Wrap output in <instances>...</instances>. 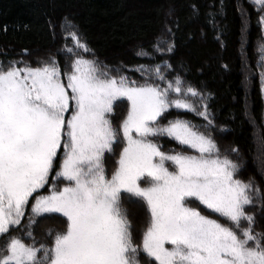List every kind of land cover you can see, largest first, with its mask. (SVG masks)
<instances>
[{
    "label": "snow or ice",
    "instance_id": "obj_1",
    "mask_svg": "<svg viewBox=\"0 0 264 264\" xmlns=\"http://www.w3.org/2000/svg\"><path fill=\"white\" fill-rule=\"evenodd\" d=\"M67 38L89 51L75 32ZM37 64L0 66V236L8 237L0 264H139L141 246L132 242L122 192L147 206L142 251L155 264H264V236L254 234V217L245 212L253 203L252 183L237 179L238 165L221 158L215 142L188 121L159 123L170 108L195 111L181 98L197 96L195 89L185 90L179 79L163 89L137 86L79 56L63 73L55 60ZM120 98L128 110L116 129L108 114ZM199 115L208 119L206 110ZM120 133L124 147L109 177L102 161ZM158 136L198 155L165 153L151 139ZM54 170L52 179L67 184L39 195ZM34 194L29 224L45 213L66 218L47 248L10 234ZM192 199L226 223L190 207Z\"/></svg>",
    "mask_w": 264,
    "mask_h": 264
},
{
    "label": "trees",
    "instance_id": "obj_2",
    "mask_svg": "<svg viewBox=\"0 0 264 264\" xmlns=\"http://www.w3.org/2000/svg\"><path fill=\"white\" fill-rule=\"evenodd\" d=\"M262 17L264 5L255 0H0V66L23 61L35 67L37 62L55 60L63 73L65 61L79 56L137 86L163 89L179 79L185 90L195 89L197 96L181 97L195 111L173 107L159 123L188 121L215 142L221 158L238 165L236 178L253 185V203L245 206V212L254 217V234L264 236ZM72 32L89 51L66 39ZM176 96L170 93V99ZM205 110L207 120L199 115ZM151 139L165 153L186 151L171 137ZM122 194L121 207L127 212L133 241L143 231L141 223L135 227L133 222L139 215L132 204L140 199ZM31 215L27 206L21 225L10 234L36 247H50L63 230L59 216H33L35 223L29 224ZM7 239L0 236V248Z\"/></svg>",
    "mask_w": 264,
    "mask_h": 264
},
{
    "label": "rangeland",
    "instance_id": "obj_3",
    "mask_svg": "<svg viewBox=\"0 0 264 264\" xmlns=\"http://www.w3.org/2000/svg\"><path fill=\"white\" fill-rule=\"evenodd\" d=\"M54 53H53V55H54ZM48 56H49L48 54L45 56L46 60L49 59ZM43 59H44V57H43ZM88 60H92V59H88ZM70 66H71V63H67L65 61L66 71H71ZM97 67L99 68L98 65H97ZM108 75L110 77L114 76V74L109 72V71H108ZM114 77H117V76H114ZM127 110H128V102H127L126 98H120L117 101H114L113 111H112V113L108 114V119L112 122V125L114 128L119 129V125L121 124L122 120L127 115ZM113 113H115V114H113ZM69 115H70V113H69ZM123 147H124V141L122 139V133H120V135L117 138V142L113 145L112 152H106L104 154V157H103L102 163H103V166L105 168L106 175H108L109 177L111 176L112 171H114V169L116 167V161L118 160L119 153ZM184 147H185L186 151H183L181 153H183L185 155H198V153L194 149H191L186 145H184ZM169 154H172V153H169ZM61 155H62V153H61ZM58 164H59V160H58ZM168 166H169V169L172 170V165L170 164V162H169ZM53 175L55 177V170H54ZM66 184H67V181L63 180V178H56L55 180L52 179L51 181L49 180V183L43 189H41L38 194L39 195H48L50 192V189L53 186H55L57 189H62ZM141 186H146V184H144L142 182ZM125 193L126 192H124V194H122V195H125ZM35 195H37V194H34V196L32 198H30V203L28 205V208L30 209V213H31V203L34 202ZM126 195H128V193ZM124 198H125V196L122 197L121 201L124 200ZM189 206L197 208V210H199L201 212V214H203V215H207L212 219H218L219 222H221V223H226L224 218H221L218 215H214L210 210H207L203 205H201L199 203V201L192 199L189 201ZM132 209L133 210L135 209L136 213L139 215L137 218L133 217V222H134L135 227L136 226L138 227L141 223L140 230L142 231V229H143L142 233L140 235H138L136 238H134V236H133V241H132L134 243V245L141 246V250L138 253L139 264H155V261L150 259L149 257H147V255L145 253H143V251H142L143 232L145 231L147 224H148V221H149V214L147 211V206L140 199V203L132 204ZM45 214H53V215L59 216L58 218H59V221H61V225L63 227V230L65 229V227H66V218L65 217H63L59 213H45ZM262 214H263L262 211L259 209V220H260V217L262 216ZM42 215H44V214H42ZM257 222H258V220H257ZM255 234H257L258 236L261 235V233H259V231H257ZM51 244H52V242H51Z\"/></svg>",
    "mask_w": 264,
    "mask_h": 264
}]
</instances>
